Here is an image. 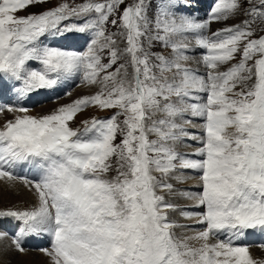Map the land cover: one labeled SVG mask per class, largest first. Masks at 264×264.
<instances>
[{"label":"snow or ice","instance_id":"1","mask_svg":"<svg viewBox=\"0 0 264 264\" xmlns=\"http://www.w3.org/2000/svg\"><path fill=\"white\" fill-rule=\"evenodd\" d=\"M49 2L0 0V86L11 83L18 100L76 78L95 91L44 115L0 104L14 114L0 127V181L34 197L0 212L18 222L12 250L47 235L49 264H264L236 244L249 230L264 235V0H213L203 20L179 11L191 0H85L17 15ZM45 36L88 40L76 51ZM88 109L112 114L73 128ZM189 140L192 151H179ZM188 180L197 190L175 187ZM172 195L200 211L178 209ZM177 211L203 227L178 223Z\"/></svg>","mask_w":264,"mask_h":264},{"label":"rangeland","instance_id":"2","mask_svg":"<svg viewBox=\"0 0 264 264\" xmlns=\"http://www.w3.org/2000/svg\"><path fill=\"white\" fill-rule=\"evenodd\" d=\"M69 3L70 5L72 6H75L76 4H79V3H83L85 2V0H50L49 3L47 4H44V5H38V6H33V7H29L27 10L25 11H20L17 13L18 16H26L28 15L29 13H40L42 11H45V10H48L50 8H53L55 7L57 4L59 3ZM192 2V7H188V8H180L179 11H182V12H186V13H189L191 14L192 16H194L196 19L198 20H203L206 18V15L207 13L209 12L212 4H213V0H191ZM242 17H237V19H241ZM79 23V21H65V23ZM222 24H213L211 27L212 29H216V28H219L221 27ZM81 36L77 37L74 41V44L72 46H69V40H57L56 38H52V37H49V36H45L42 38V43L44 44H48V45H51V46H57V47H65V48H68L69 50H76V51H83L86 49V42L88 40V37L87 36H83L81 39ZM84 42V43H83ZM76 44V46H75ZM82 45V46H81ZM84 45V46H83ZM81 48H80V47ZM73 47V48H72ZM158 50V49H157ZM195 59H198V56H194V60ZM31 66L32 67H37L36 63L35 62H31ZM192 67H199V65L195 64V63H192L191 65ZM201 74H203V69L201 67ZM66 83V84H65ZM65 87H69L68 90L66 91H56L55 90V87L54 89L52 90H43V91H39L37 93H35V96H34V93L33 95H30L29 97H26L24 100H18L17 96L13 95V97L16 99V102H14L13 100V104H19L21 102V104L25 107L28 108V105L31 104V110L30 112H34L36 111L37 113L34 114L33 116H36V115H44V114H47L48 113V107L52 104L58 106V105H65V104H68V103H71L70 100L67 96L68 95H64L63 97H53L55 100H53L52 102L48 101L47 102H50L49 104H45V105H42L41 106V101L42 99L41 98H46V97H49V95L51 94H57V93H70V97L71 96H74L76 98V94L78 95L77 98H80L81 96L85 95V94H90L91 92H94L95 89H89L88 87L82 85L80 83V80L79 78H76V79H70V80H67L65 81ZM5 85V82L4 84ZM67 85V86H66ZM73 88V89H72ZM81 88V89H80ZM77 93H75L76 91ZM84 90H85V93H84ZM89 90L90 93L87 91ZM48 91V92H47ZM52 91V92H50ZM75 94V95H74ZM34 96V98H33ZM74 97H71L72 99H75ZM29 98V104H28V101L27 99ZM76 98V99H77ZM60 100V101H59ZM33 101V102H32ZM56 101V102H55ZM69 101V102H68ZM74 101V100H73ZM34 103V104H33ZM0 104H4V103H1ZM46 106V107H44ZM96 110V109H95ZM97 111V110H96ZM6 113V112H4ZM112 114V112H101V111H97V112H92L90 113L89 117L91 116H96L98 118H103V117H107V116H110ZM14 116V114L10 113V115L8 116L9 119H12ZM4 118V117H3ZM8 120V119H3V120H0V127L3 126L4 122ZM197 123H199V121H197ZM73 128H76L78 126H80V123L77 121L73 122L72 125H71ZM190 132H198V128H193V127H189L188 129ZM151 138H154V137H151ZM117 142H119V140H117ZM187 144H191L194 146V142L193 141H187ZM187 146V145H185ZM182 148V149H181ZM181 151H184L185 149L183 148V144H181L179 146V149ZM192 149V148H191ZM189 150V149H188ZM188 152V151H187ZM189 174V172L187 173V175ZM174 183V182H173ZM0 212H4V211H8V210H26V209H29L33 203H34V200L33 201H28L26 200L24 197H22V195H20L19 193H13V192H10L9 189H6V187H4V184H0ZM175 187L177 189H180L182 188L181 185L179 184H175ZM173 196H169L168 197V200L171 202V200L173 199L172 198ZM26 201H25V200ZM28 201V202H27ZM189 202V201H188ZM179 207H183L182 205H177ZM7 208V209H6ZM189 211H196L198 212L199 209H195L194 206H193V203L191 204V208L189 209ZM179 212V211H177ZM172 215L171 214V218H172ZM7 217H3V218H0V231H4L2 229L3 225L2 223L4 222H7L5 219ZM8 219H11V218H8ZM173 219V218H172ZM178 219H180L181 221H184L186 223H180V224H183V225H187L189 229H193L192 231H194L195 229L196 230H199L200 228H202L203 226L202 225H197V226H192L194 223H196L195 219H185L183 220V218H181L180 216L178 217ZM177 218H174V220H176L178 223ZM190 221V222H189ZM189 222V223H188ZM193 222V223H192ZM5 224V223H4ZM249 231H252V230H249ZM5 232V231H4ZM12 232V231H10ZM8 233V232H7ZM190 231H188L186 234H189ZM9 234V233H8ZM178 234H179V230H178ZM41 236V235H40ZM45 236V240H43L42 242H35V245L33 242H31V245L29 247V253H39V254H44L40 248H48L50 247V237H48L47 235H44ZM31 241H33V236L30 237ZM47 242V243H45ZM39 248H37V247ZM26 248V247H25ZM42 248V249H43ZM253 249H258V248H253V247H250L249 250H253ZM31 251V252H30ZM260 253V254H259ZM250 254L252 255V257L254 259H256L257 261H264V256L261 254V252H257L255 253V251L251 252L250 251ZM256 254V255H255ZM21 253H17L15 256L13 257H6V256H3L0 258V264H24V262L20 261L19 260V257H21ZM262 255V256H261ZM47 257V256H46ZM262 257V258H261Z\"/></svg>","mask_w":264,"mask_h":264},{"label":"bare ground","instance_id":"3","mask_svg":"<svg viewBox=\"0 0 264 264\" xmlns=\"http://www.w3.org/2000/svg\"><path fill=\"white\" fill-rule=\"evenodd\" d=\"M77 37H79V36H77ZM77 37H74V38H72V39H70L69 40V46H72L73 44H74V41H75V39L77 38ZM83 36H81V38H82ZM80 38V39H81ZM57 40H61V42H62V39H57ZM77 40V39H76ZM64 41V40H63ZM84 43V42H83ZM75 46H76V44H75ZM82 46V45H81ZM84 46V45H83ZM80 47V46H79ZM86 47V46H85ZM73 48V47H72ZM81 48V47H80ZM65 81H63V82H61V83H59L56 87H55V90L56 91H63L64 89H66V90H68L69 89V87H65L64 88V86H65ZM17 87L19 86L18 84L16 85ZM67 86V85H66ZM68 88V89H67ZM81 89V88H80ZM66 90H64V91H66ZM41 91H43V90H41ZM89 93H90V91L89 90H87ZM48 92V91H47ZM50 92H52V91H50ZM77 92H79L78 91V89H77V91L75 92V93H77ZM84 93H85V90H84ZM13 95L15 96L16 94H15V92L12 90V84L11 83H9V82H5V85H2V86H0V97H13ZM31 95H33V94H31ZM71 95V94H70ZM70 95H68L67 97L69 98V99H71L70 100V102L71 101H73V100H75L76 98H77V94L75 95L76 96V98L74 97V96H71V97H74L75 99H72L71 97H70ZM34 96H35V93H34ZM34 96H33V98H34ZM30 98V97H29ZM29 98L27 99V101H28V104L30 103L29 102ZM42 99V101L40 102L41 103V106L42 105H45V104H49L50 102H52L53 100H55L53 97H46V98H41ZM47 100L48 101H50V102H47ZM60 101V100H59ZM33 102V101H32ZM56 102V101H55ZM69 102V101H68ZM10 104H13V101H11V103ZM20 104H21V102H20ZM34 104V103H33ZM61 105H58V106H56V105H54V104H52V105H50L49 107H48V113L50 112V111H52L53 109H55V108H58V107H60ZM31 104H29L28 105V108L31 110ZM44 107H46V106H44ZM98 111V110H97ZM95 109H88V110H86L85 112H83V113H81V114H79L78 115V117H77V121L78 122H80L81 120H84V119H87V118H89V115H90V113H92V112H97ZM37 112L36 111H34V112H29V114L30 115H34V114H36ZM10 115V113H3V114H1L0 115V120H5V119H9V116ZM4 117V118H3ZM92 117V116H91ZM185 145H187V146H185ZM188 145L189 144H187V142L185 143V144H183V148L185 149L184 151H181V149L179 150V151H181V152H191L192 151V149L191 148H189L188 147ZM189 149V150H188ZM15 172H16V174L17 175H20V176H24V175H28L30 178H33V179H35V176H34V174L32 173V172H30L29 171V169L27 168V167H19V168H17V169H15ZM189 176L191 175V172H189V174H188ZM4 184V187H6V189H9L10 190V192H13V193H19L20 195H22V197H24L26 200H28V201H33L34 200V197L32 196V194L23 186V184L22 183H20L19 181H16V182H14L13 184H9V183H7V182H5V181H0V184ZM179 185H181V187L183 188V189H192V190H197V189H195V182L194 181H192V180H188L187 182H185V183H183V184H179ZM1 186V185H0ZM176 197H177V199H176V201H175V203L177 204V205H184V206H186V207H188V210L191 208V204H192V202L191 201H189V200H185V199H183L180 195H175ZM24 199V200H25ZM25 200V201H26ZM27 201V202H28ZM189 201V202H188ZM197 210V209H196ZM200 211V210H199ZM180 216V214H179V212H176V213H173V215H172V218L174 219V218H177L178 219V217ZM7 222H4V223H2L3 225H1V226H3L2 227V229L5 231V232H8L9 233V238L8 239H5L3 242H0V243H2V246H3V248L5 249V255L4 256H6V257H8V256H10V257H13V256H15L17 253L14 251V250H12V245H11V237H12V235L18 230V222H16V221H14L13 219H8V218H6L5 219ZM183 220H185V219H183ZM178 221H179V223H186V222H184V221H181L180 219H178ZM190 222V221H189ZM188 222V223H189ZM196 222V221H195ZM193 223V222H192ZM198 224H197V222L196 223H194L192 226H197ZM193 230V229H192ZM196 230V229H195ZM194 230V231H195ZM10 231H12V232H10ZM192 234V231H190V233L188 234V235H191ZM262 236V239H264V235H261ZM34 238H33V240L35 241V242H38V240H39V242H42L44 239H43V237L42 236H33ZM256 237H258V235H255V238ZM221 238H224V237H221ZM24 240H26V238L24 239ZM24 240H22V241H24ZM31 240V239H30ZM236 244H238V245H246V240L245 239H243V238H239L238 240H236ZM24 248H25V246H24ZM253 248H258V249H253V250H249V251H251V252H253V251H255V253H257V252H261V254L264 256V249H262L261 247H259V246H257V247H253ZM26 249V251L24 252V253H22V255H21V257H19V260L20 261H22V262H24V264H49V259H48V257H46L44 254H39V253H29V251H28V249L27 248H25ZM31 252V251H30ZM260 254V253H259ZM256 255V254H255ZM261 255V256H262ZM1 258V257H0ZM262 258V257H261ZM264 258V257H263Z\"/></svg>","mask_w":264,"mask_h":264}]
</instances>
